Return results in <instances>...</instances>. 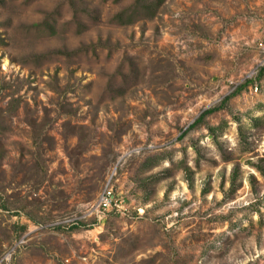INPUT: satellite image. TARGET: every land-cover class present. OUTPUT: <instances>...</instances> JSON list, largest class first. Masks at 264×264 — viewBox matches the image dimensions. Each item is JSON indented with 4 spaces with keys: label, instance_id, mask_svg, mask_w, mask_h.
I'll return each mask as SVG.
<instances>
[{
    "label": "rangeland",
    "instance_id": "obj_1",
    "mask_svg": "<svg viewBox=\"0 0 264 264\" xmlns=\"http://www.w3.org/2000/svg\"><path fill=\"white\" fill-rule=\"evenodd\" d=\"M133 2L0 0V264H264V0Z\"/></svg>",
    "mask_w": 264,
    "mask_h": 264
},
{
    "label": "trees",
    "instance_id": "obj_2",
    "mask_svg": "<svg viewBox=\"0 0 264 264\" xmlns=\"http://www.w3.org/2000/svg\"><path fill=\"white\" fill-rule=\"evenodd\" d=\"M116 1L118 2L119 0ZM164 2L165 0H134L129 7L123 9L120 13H118V15H116V21L120 25H130L142 19L153 18L157 15V13H159V10ZM251 82V80L247 81L246 85ZM242 87L237 88V91L241 90ZM229 98L230 97L225 99L224 104ZM221 107L222 105L205 111L191 127L198 125L201 121H203L206 115L214 113L215 111L221 109Z\"/></svg>",
    "mask_w": 264,
    "mask_h": 264
},
{
    "label": "built area",
    "instance_id": "obj_3",
    "mask_svg": "<svg viewBox=\"0 0 264 264\" xmlns=\"http://www.w3.org/2000/svg\"><path fill=\"white\" fill-rule=\"evenodd\" d=\"M117 200L112 195V192L105 190L104 194L100 198L99 208L104 211L112 210L114 207H118Z\"/></svg>",
    "mask_w": 264,
    "mask_h": 264
}]
</instances>
